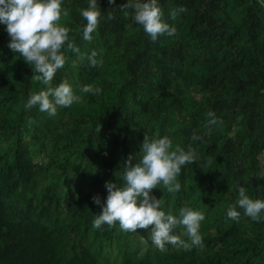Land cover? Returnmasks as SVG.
<instances>
[{"label":"trees","instance_id":"trees-1","mask_svg":"<svg viewBox=\"0 0 264 264\" xmlns=\"http://www.w3.org/2000/svg\"><path fill=\"white\" fill-rule=\"evenodd\" d=\"M99 3L103 15L86 40L88 0H65L61 23L81 51L66 50L53 85L67 79L84 99L55 115L25 106L47 85L32 78L0 23V264H264V214L227 216L241 185L264 198V3L160 0L177 31L156 40L124 0ZM86 83L103 91L82 93ZM209 111L222 126L209 125ZM146 133L195 147L198 161L177 177L182 187L151 191L174 214L184 206L205 211L203 246L161 250L147 238L151 225H94L102 204L93 196L106 202L105 181L119 179L130 153L136 162Z\"/></svg>","mask_w":264,"mask_h":264},{"label":"clouds","instance_id":"clouds-1","mask_svg":"<svg viewBox=\"0 0 264 264\" xmlns=\"http://www.w3.org/2000/svg\"><path fill=\"white\" fill-rule=\"evenodd\" d=\"M110 2L115 3L116 0ZM121 7L134 10L135 21L153 40L161 33L172 36L177 31L176 26L164 18L160 0H124ZM69 11L65 0H0V23L6 25L9 47L31 65L34 70L32 78L47 85L32 93L25 106H38L40 111H46L49 115H55L59 106H70L84 99L67 79L53 85L57 70L67 61L66 50L71 49L77 54L81 51L75 39L70 38V26L61 23L62 16H68ZM103 11L99 0H88V6L81 9V15L87 20L83 25L84 39L93 38ZM183 11H186L183 7L173 10V19ZM88 58L92 64L98 63L95 50ZM80 91L99 94L103 89L101 85L86 83ZM207 115L209 125H223V119L214 111H209ZM196 138L194 135L193 139ZM138 153L140 155L135 163L132 157L137 153L129 154L118 180L105 181L108 190L106 202L99 194L93 196L96 203L102 204V211L94 217V225L99 228L105 223L114 225L118 221L120 227L128 231L147 229L151 225L147 238L161 250L168 244L176 247L203 246L199 229L201 221L205 219V211L184 206L178 214H174L166 210L160 197L151 191L161 183L170 192L178 191L182 187L177 178L182 167L198 161L195 147L192 144L187 148L180 145L174 147L169 135L146 133ZM121 178L123 183L120 182ZM238 192L236 202L227 209V216L238 220L242 209L244 215L260 220L264 214V198H253L243 185L239 186ZM179 225L184 226L180 233L175 231ZM181 233L189 239H185Z\"/></svg>","mask_w":264,"mask_h":264},{"label":"rangeland","instance_id":"rangeland-1","mask_svg":"<svg viewBox=\"0 0 264 264\" xmlns=\"http://www.w3.org/2000/svg\"><path fill=\"white\" fill-rule=\"evenodd\" d=\"M263 160H264V158H263Z\"/></svg>","mask_w":264,"mask_h":264}]
</instances>
